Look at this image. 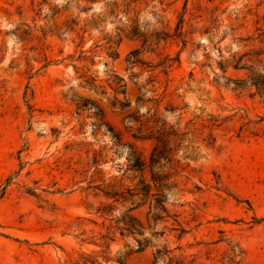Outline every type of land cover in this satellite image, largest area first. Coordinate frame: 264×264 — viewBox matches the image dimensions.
Wrapping results in <instances>:
<instances>
[{"label":"rangeland","instance_id":"374dc122","mask_svg":"<svg viewBox=\"0 0 264 264\" xmlns=\"http://www.w3.org/2000/svg\"><path fill=\"white\" fill-rule=\"evenodd\" d=\"M131 1L0 0V264H264V0Z\"/></svg>","mask_w":264,"mask_h":264},{"label":"trees","instance_id":"16d2710c","mask_svg":"<svg viewBox=\"0 0 264 264\" xmlns=\"http://www.w3.org/2000/svg\"><path fill=\"white\" fill-rule=\"evenodd\" d=\"M135 0L131 1L134 2ZM137 54L136 51L131 52L126 59V62H128V64H135L138 61H136L135 59V55ZM112 57H116V54H113ZM118 81H121V79H118ZM248 84L250 87H254L256 90H258L259 92L264 93V79L262 81H257L255 78L250 77L248 79L247 82H240V83H236V85L241 84ZM80 107H77V109H79ZM133 159H132V165L131 168H134L138 171H143V169L145 168V164L144 162L135 155L134 152L131 153L130 155ZM163 159L162 155H160L159 153V148L156 145L152 151H151V155H150V159H149V164H148V169L150 171V180L153 183L154 187L156 188V190H163V189H168L170 188V186L167 185H163L161 184L162 182V178L161 176L154 174L152 171H159L162 167L159 165L158 160ZM142 187L140 189V191L142 192V194L144 196H147L150 192V188L147 184L142 183ZM157 197V200L155 201V205H154V214L153 216L155 217V219H158L159 213L161 212H165L164 207L162 206V202L165 199L164 195H160V194H155ZM106 197H110L113 198L114 195H110L105 193ZM115 226H117V228L121 231V232H126L128 234H135L138 233L140 234V230H141V226L138 225L136 223V221L133 219V217H131L130 215L127 214H123L122 217L120 219H117L114 221ZM143 242H146L145 240H142ZM137 244V250H140L143 246L142 243L140 241H136ZM166 258H167V262H166ZM158 262H162L163 264H182V261L179 259H174L173 257H170V251L166 248V247H162V248H158L155 250L154 253V257H153V261L151 264H158ZM121 264V263H119Z\"/></svg>","mask_w":264,"mask_h":264}]
</instances>
